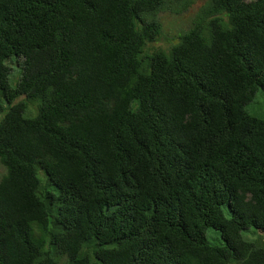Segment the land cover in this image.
Listing matches in <instances>:
<instances>
[{
  "label": "trees",
  "instance_id": "1",
  "mask_svg": "<svg viewBox=\"0 0 264 264\" xmlns=\"http://www.w3.org/2000/svg\"><path fill=\"white\" fill-rule=\"evenodd\" d=\"M198 1L0 0V264H264V0Z\"/></svg>",
  "mask_w": 264,
  "mask_h": 264
},
{
  "label": "rangeland",
  "instance_id": "2",
  "mask_svg": "<svg viewBox=\"0 0 264 264\" xmlns=\"http://www.w3.org/2000/svg\"><path fill=\"white\" fill-rule=\"evenodd\" d=\"M202 3L203 1L199 0L192 7H190L188 11L180 15L170 12L162 13L160 15V19L165 25V32L169 35H174L175 33L179 32L181 29L183 30L188 28L189 25L192 23V16L195 14V12ZM160 44L166 45V41L160 40ZM12 82L14 83L13 80ZM248 110L256 115L264 116V94H257L254 100L248 106ZM3 171H4V167L2 166V164H0V175L1 173H3ZM253 229L254 228H252L250 231L244 232V237L250 240L256 238L257 234L253 233ZM207 236L210 240H213L216 237H220V233L215 229L209 228L207 231Z\"/></svg>",
  "mask_w": 264,
  "mask_h": 264
},
{
  "label": "clouds",
  "instance_id": "3",
  "mask_svg": "<svg viewBox=\"0 0 264 264\" xmlns=\"http://www.w3.org/2000/svg\"><path fill=\"white\" fill-rule=\"evenodd\" d=\"M202 1V0H201ZM247 1H250V0H247ZM17 76V75H16Z\"/></svg>",
  "mask_w": 264,
  "mask_h": 264
}]
</instances>
